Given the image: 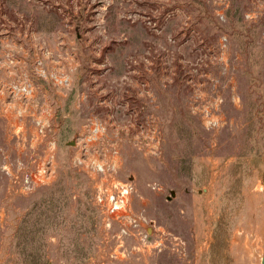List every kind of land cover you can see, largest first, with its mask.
<instances>
[{
  "label": "rangeland",
  "instance_id": "374dc122",
  "mask_svg": "<svg viewBox=\"0 0 264 264\" xmlns=\"http://www.w3.org/2000/svg\"><path fill=\"white\" fill-rule=\"evenodd\" d=\"M0 264H264V0H0Z\"/></svg>",
  "mask_w": 264,
  "mask_h": 264
},
{
  "label": "built area",
  "instance_id": "2783aa9c",
  "mask_svg": "<svg viewBox=\"0 0 264 264\" xmlns=\"http://www.w3.org/2000/svg\"><path fill=\"white\" fill-rule=\"evenodd\" d=\"M102 168H100L101 170ZM102 171V170H101ZM106 211L115 219L124 216L127 206L129 190L125 185L111 183L105 188ZM101 200V198H100Z\"/></svg>",
  "mask_w": 264,
  "mask_h": 264
}]
</instances>
